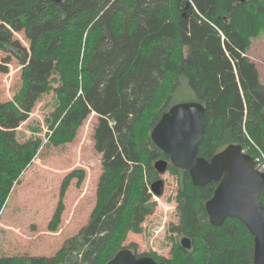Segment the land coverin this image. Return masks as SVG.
Listing matches in <instances>:
<instances>
[{"label":"trees","instance_id":"trees-1","mask_svg":"<svg viewBox=\"0 0 264 264\" xmlns=\"http://www.w3.org/2000/svg\"><path fill=\"white\" fill-rule=\"evenodd\" d=\"M262 33L264 0H0V51L7 54L0 74L13 58L22 66L20 89L0 101V214L44 144L18 136L44 94H56L47 120L55 146L72 142L97 113L94 141L103 169L95 207L77 234L54 255H3L0 264H107L124 248L168 264H254V237L240 219L210 222L206 203L218 183L195 185L151 132L187 77L206 107L199 156L211 159L230 144L254 158L258 147L264 152V82L247 55ZM161 158L178 184L170 230L192 241L187 249L176 237L169 257L125 244L155 212L150 186L161 178L154 166ZM85 177L82 168L64 177L48 231L59 230L66 193Z\"/></svg>","mask_w":264,"mask_h":264},{"label":"rangeland","instance_id":"rangeland-1","mask_svg":"<svg viewBox=\"0 0 264 264\" xmlns=\"http://www.w3.org/2000/svg\"><path fill=\"white\" fill-rule=\"evenodd\" d=\"M80 11L87 13L85 10ZM16 36L23 44L29 45L23 32L16 33ZM247 55L257 64L261 81L264 82V33L252 40ZM6 56L0 51V62ZM21 84L22 66L13 58L9 72L0 74V101L12 99ZM55 98L54 91L44 94L30 117L19 127L21 142L40 137L44 144L21 175L20 183L16 184V190L10 195L0 215V252H8L7 255H54L65 239L77 234L88 222L96 204L98 182L103 170L102 154L97 151L94 141L98 115L94 111L89 115L72 142L55 146L48 142V134L52 130L47 121L56 108ZM192 101H197V95L188 78L182 77L178 89L172 95V105ZM79 168L85 169V180L81 187L77 186V179L72 181L65 196L66 209L59 230L50 232L48 223L59 201L61 183L68 173ZM161 178L165 181V191L162 196H158L160 202L157 201L155 212L147 217L143 232H130L125 244L136 242L140 252L154 251L169 257L176 237L180 239L184 236H177L170 230L169 225L171 221L177 220V215L173 209L166 208L174 204L177 180L169 172L162 174ZM166 212L169 216L165 228L155 238V230L164 224Z\"/></svg>","mask_w":264,"mask_h":264},{"label":"water","instance_id":"water-1","mask_svg":"<svg viewBox=\"0 0 264 264\" xmlns=\"http://www.w3.org/2000/svg\"><path fill=\"white\" fill-rule=\"evenodd\" d=\"M66 3L68 0H52ZM206 107L200 101L181 102L172 105L163 113L151 132L154 143L169 155L171 163L188 170L192 181L203 186L211 181L218 183L215 193L206 203L210 222L222 225L228 217H237L254 237V264H264V172L256 168L254 157L243 150L240 144H230L211 159L199 156V145L204 134L202 118ZM169 161H155L156 170L162 175L168 171ZM152 191L162 196L165 181L155 180ZM180 243L187 249L192 241L184 236ZM107 264H168L157 261L150 255L137 256L131 249L117 252Z\"/></svg>","mask_w":264,"mask_h":264},{"label":"built area","instance_id":"built-area-1","mask_svg":"<svg viewBox=\"0 0 264 264\" xmlns=\"http://www.w3.org/2000/svg\"><path fill=\"white\" fill-rule=\"evenodd\" d=\"M246 151V150H244ZM255 160V165H256V168L261 171V172H264V152L258 147V152H257V155L256 157L254 158ZM150 192H152L151 188H150ZM155 201H159L160 202V197L156 196L155 195ZM166 208L169 210V209H173V211L176 210V204H173V205H168L166 206ZM168 213L166 212L165 213V217H164V224L161 225L160 227H158L156 230H155V238H157V236H159V234L161 233V231L165 228V222L168 220Z\"/></svg>","mask_w":264,"mask_h":264},{"label":"crops","instance_id":"crops-1","mask_svg":"<svg viewBox=\"0 0 264 264\" xmlns=\"http://www.w3.org/2000/svg\"><path fill=\"white\" fill-rule=\"evenodd\" d=\"M9 244H5V246H8ZM1 246V245H0ZM7 248H11V247H7ZM2 253H6V256H12V255H7L8 254V252H0V256H3V255H5V254H2Z\"/></svg>","mask_w":264,"mask_h":264},{"label":"bare ground","instance_id":"bare-ground-1","mask_svg":"<svg viewBox=\"0 0 264 264\" xmlns=\"http://www.w3.org/2000/svg\"><path fill=\"white\" fill-rule=\"evenodd\" d=\"M16 188H17V187H15V188L13 189V193H14V191L16 190ZM0 215H1V214H0Z\"/></svg>","mask_w":264,"mask_h":264}]
</instances>
